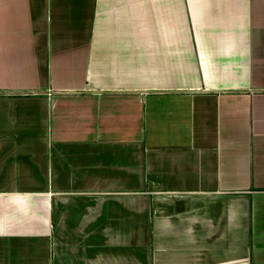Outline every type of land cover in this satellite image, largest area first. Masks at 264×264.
I'll return each instance as SVG.
<instances>
[{"label":"crops","instance_id":"1","mask_svg":"<svg viewBox=\"0 0 264 264\" xmlns=\"http://www.w3.org/2000/svg\"><path fill=\"white\" fill-rule=\"evenodd\" d=\"M0 264H264V0H0Z\"/></svg>","mask_w":264,"mask_h":264}]
</instances>
